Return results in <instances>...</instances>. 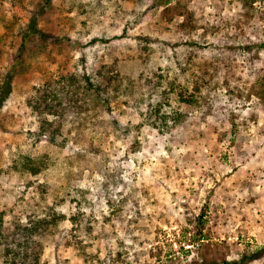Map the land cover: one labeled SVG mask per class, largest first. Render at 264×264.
<instances>
[{
    "label": "rangeland",
    "instance_id": "1",
    "mask_svg": "<svg viewBox=\"0 0 264 264\" xmlns=\"http://www.w3.org/2000/svg\"><path fill=\"white\" fill-rule=\"evenodd\" d=\"M32 24L39 33L22 63ZM112 65L121 89L100 121L117 132L103 137L102 153L74 143L71 122L48 147L26 93L44 71L94 75ZM9 72L0 212L6 231L51 210L65 216L46 264H264V0H0V84ZM196 82L193 107L164 95L170 83L193 93ZM159 103L184 121L153 123ZM45 149L49 168L22 173V157Z\"/></svg>",
    "mask_w": 264,
    "mask_h": 264
},
{
    "label": "trees",
    "instance_id": "2",
    "mask_svg": "<svg viewBox=\"0 0 264 264\" xmlns=\"http://www.w3.org/2000/svg\"><path fill=\"white\" fill-rule=\"evenodd\" d=\"M49 2L50 0H46L47 6ZM1 21L7 30L11 31L14 28ZM27 33L16 55L17 61L22 63H26L28 59L25 54L27 40L30 36L39 33L37 24H32ZM12 72L7 73L3 83L0 84V111L12 93ZM43 75L42 85L26 93L25 101L29 114L38 122L39 136L47 139L48 147H54L63 138V123L71 122L76 133L73 142L95 155L102 153L103 137L105 135L109 137L111 133L117 132L115 128H111L110 123L100 121L101 115L111 111L110 105L114 99H111V93H117L121 89L120 75L115 67L113 65L102 67L94 75L59 73L55 76L47 71H44ZM194 90L193 93H189L187 88L170 83L169 89L163 92L168 101L172 95L180 105L193 107L201 98L202 86L199 82L194 85ZM162 108V103L157 104L148 119L153 123L160 122L164 127L168 126L169 121H172L175 127L184 121V115L181 113L175 112L168 116L162 113ZM153 125L157 127L159 124ZM50 154V151L45 149L37 156L32 154L23 156L21 172L38 177L49 168ZM89 165L92 166L94 163L89 162ZM204 213L203 211L197 219V225L200 228H198L195 242H200L204 237ZM4 217L5 214L0 212V253H2L0 257L5 259L4 264H46L43 261L46 245L54 239L59 225L66 220L65 216L51 210L44 217L30 216L26 223L13 222L7 231L4 228ZM81 217V215H75L71 218L77 230L83 222ZM199 264L217 263H210L203 259ZM222 264L231 263L224 261Z\"/></svg>",
    "mask_w": 264,
    "mask_h": 264
}]
</instances>
